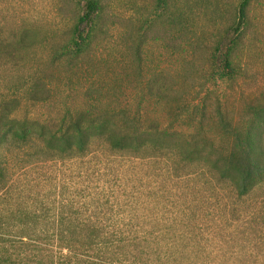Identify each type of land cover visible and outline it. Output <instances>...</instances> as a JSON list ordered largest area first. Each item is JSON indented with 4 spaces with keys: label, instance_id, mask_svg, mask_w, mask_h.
I'll use <instances>...</instances> for the list:
<instances>
[{
    "label": "trees",
    "instance_id": "16d2710c",
    "mask_svg": "<svg viewBox=\"0 0 264 264\" xmlns=\"http://www.w3.org/2000/svg\"><path fill=\"white\" fill-rule=\"evenodd\" d=\"M65 1L81 12L48 60L28 31L0 34V65L34 56L0 91V264H264V88L239 108L210 90L163 91L166 124L101 97L41 120L28 103L44 100L49 67L76 66L120 2ZM145 9L140 28L200 25L213 75L248 78L264 0ZM134 40L141 56L143 37Z\"/></svg>",
    "mask_w": 264,
    "mask_h": 264
},
{
    "label": "rangeland",
    "instance_id": "374dc122",
    "mask_svg": "<svg viewBox=\"0 0 264 264\" xmlns=\"http://www.w3.org/2000/svg\"><path fill=\"white\" fill-rule=\"evenodd\" d=\"M154 2L115 3L88 54L76 66L49 67L52 77L50 81L44 77L49 82L44 100L35 106L28 103L32 114L41 120H57L66 111L87 108L101 97V105L110 102L132 110L141 108L150 118L166 124L170 107L157 100L163 91L170 96L182 92L187 99H193L210 90L230 106L239 108L246 98L264 88V13L256 29L249 76L231 84L213 75L215 67L208 63L206 50L199 41L200 25L189 31L148 23L140 28L147 13L145 6L152 8ZM135 4L139 10L133 8ZM80 12L77 2L65 0H0V34L28 31L36 42L35 56L48 60L50 47L66 37ZM138 34L144 40L141 56L136 55L134 47V36ZM33 58L31 53L27 54L25 62L13 70L0 65V91L3 78L27 73V64L33 63Z\"/></svg>",
    "mask_w": 264,
    "mask_h": 264
}]
</instances>
